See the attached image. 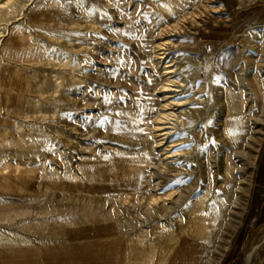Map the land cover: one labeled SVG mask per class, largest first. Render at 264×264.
<instances>
[{"label":"rangeland","instance_id":"1","mask_svg":"<svg viewBox=\"0 0 264 264\" xmlns=\"http://www.w3.org/2000/svg\"><path fill=\"white\" fill-rule=\"evenodd\" d=\"M220 1L0 0V264H222L264 151V0Z\"/></svg>","mask_w":264,"mask_h":264},{"label":"crops","instance_id":"2","mask_svg":"<svg viewBox=\"0 0 264 264\" xmlns=\"http://www.w3.org/2000/svg\"><path fill=\"white\" fill-rule=\"evenodd\" d=\"M262 14L264 9L257 17ZM222 264H264V151L259 163L250 210L241 233L233 241L229 252H226Z\"/></svg>","mask_w":264,"mask_h":264},{"label":"bare ground","instance_id":"3","mask_svg":"<svg viewBox=\"0 0 264 264\" xmlns=\"http://www.w3.org/2000/svg\"><path fill=\"white\" fill-rule=\"evenodd\" d=\"M160 48V47H159ZM162 50V49H161ZM159 60L162 62L165 58V53H161L159 54ZM163 72H164V76L166 77L165 81L167 82L164 86H163V90H162V97H161V107H160V111H159V115L157 116L155 123L151 126H148L150 128L149 133L152 134V137L154 139V143H155V149L161 150V147L165 146L169 139H170V132L168 131V129H170L168 126L169 124H171L170 122L174 121L172 120L173 118H176V121L179 120L177 116H175L174 114V107L176 106V104L174 103L175 101L171 100L170 96H169V91L171 88V84L173 83V79L171 80V71L169 70L168 66H165L163 68ZM147 127V128H148ZM178 145H168L164 150V158L163 160L166 162L168 161L171 156L169 151H172L175 147H178ZM165 168V167H164ZM158 170V167L154 168V171ZM154 200H152L151 203L149 204H153ZM225 207H226V203L225 201L221 200L218 205L216 206H211L210 208L207 207L203 202H201V204H199V206L197 208H195L194 213L192 214V221H204L203 222V227L200 228L202 229H206L208 226V223H210V225H214L215 221L219 220L222 218L223 214L225 213ZM171 209V206L169 207ZM198 227H195V229ZM210 233L213 232V230L210 228L209 230Z\"/></svg>","mask_w":264,"mask_h":264},{"label":"snow or ice","instance_id":"4","mask_svg":"<svg viewBox=\"0 0 264 264\" xmlns=\"http://www.w3.org/2000/svg\"><path fill=\"white\" fill-rule=\"evenodd\" d=\"M175 18V17H174ZM76 35H78V34H76ZM149 83H150V81H149ZM105 99H107L106 97H105ZM142 111V110H141ZM117 115H120V113H116ZM69 120H71V116L69 115ZM85 119L86 120H91V114H88V115H86L85 116ZM107 120V117H105V118H102L100 121H99V125L98 126H101V127H103V125H104V123H105V121ZM117 125L119 126V122H117ZM174 183H176V184H180V183H182V181H180V180H177V181H174Z\"/></svg>","mask_w":264,"mask_h":264},{"label":"built area","instance_id":"5","mask_svg":"<svg viewBox=\"0 0 264 264\" xmlns=\"http://www.w3.org/2000/svg\"><path fill=\"white\" fill-rule=\"evenodd\" d=\"M205 50H206V52H208V53L210 52L211 49H210L209 45H206V46H205Z\"/></svg>","mask_w":264,"mask_h":264}]
</instances>
